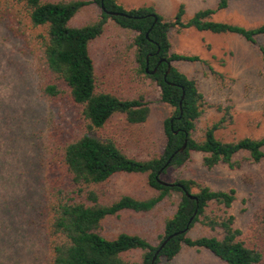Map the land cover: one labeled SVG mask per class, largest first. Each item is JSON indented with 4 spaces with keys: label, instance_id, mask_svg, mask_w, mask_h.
I'll return each instance as SVG.
<instances>
[{
    "label": "trees",
    "instance_id": "trees-1",
    "mask_svg": "<svg viewBox=\"0 0 264 264\" xmlns=\"http://www.w3.org/2000/svg\"><path fill=\"white\" fill-rule=\"evenodd\" d=\"M231 1L219 0L216 8L199 10L187 19L184 4L167 18L153 6L127 9L118 0H0V16L15 22L17 29L12 25L13 31L23 37L26 50L45 77L44 97L53 102L67 98L80 116L81 124L67 131L68 135L56 129L49 148L43 228L50 264H158L162 258L174 260L184 248L206 250L224 264H264V179L260 182L248 176L250 183H246H261L262 193L246 230L236 226V217L230 213L237 201L235 189L213 190L191 179L164 185L161 179L171 167L185 165L196 153L203 155V166L208 170L220 165L240 170L245 164L264 161V135L221 140L217 134L225 128V120L209 126L203 139L194 137L205 99L196 81L175 63L204 61L196 55L172 52L171 33L190 29L235 35L257 45L258 39L264 37V24L246 28L214 20ZM92 4L101 8L100 18L73 27V18ZM110 19L135 35L131 48L140 72L157 83L161 101L174 109L164 122L167 143L163 153L147 161L131 158L114 142L95 135L117 114L124 115L132 125L144 123L150 116L143 98L123 99L97 91L90 44L103 35ZM259 49L264 53L263 46ZM185 143V150L178 152ZM118 174L146 175L156 194L148 199L124 195L112 200L104 186ZM174 194H180V199L173 216L165 221L158 246L139 235L122 233L115 239L102 235L108 218L123 211L150 213ZM197 224L215 234L192 237L190 232ZM133 251L142 252L140 262L125 258Z\"/></svg>",
    "mask_w": 264,
    "mask_h": 264
},
{
    "label": "rangeland",
    "instance_id": "rangeland-1",
    "mask_svg": "<svg viewBox=\"0 0 264 264\" xmlns=\"http://www.w3.org/2000/svg\"><path fill=\"white\" fill-rule=\"evenodd\" d=\"M118 1L127 9L153 6L167 18L173 17L184 4L187 19L199 10L216 8L219 3V0ZM100 16L101 8L92 4L83 8L70 24L82 27ZM11 19L0 16V264H50L43 224L52 134L58 128L63 135L81 122L77 107L67 98L53 102L44 97L45 77L38 62L26 50L23 37L13 31V27H17ZM214 20L246 28L263 25L264 0H232ZM134 36L110 19L103 35L90 44L97 91L123 99L143 98L150 108V116L146 122L132 125L124 115L117 114L95 135L114 142L129 157L147 161L163 153L167 143L164 122L174 109L161 101L157 83L140 72L131 48ZM170 38L172 52L196 55L204 61L175 63L182 73L196 81L205 99L194 137L203 139L206 129L221 120H225L226 125L217 134L221 140L263 136L264 53L259 46L264 47V37L253 45L235 35L190 29L182 33L173 31ZM248 176L261 182L264 161L245 164L240 170L225 165L208 170L203 166V155L196 153L185 165L171 167L161 179L170 184L179 179H191L213 190L235 189L237 201L230 213L236 217V226L246 230L262 193L261 183L252 186ZM104 188L112 200L124 195L148 199L156 194L149 187L147 176L140 174H118ZM179 199L180 194H174L171 200L150 213L123 211L110 217L103 223L102 235L108 239H115L122 233L139 235L158 246L165 221L175 213ZM212 234L215 233L200 224L190 232L196 238ZM141 255V251H133L125 258L140 262ZM158 264L224 263L206 250L184 248L174 260L162 258Z\"/></svg>",
    "mask_w": 264,
    "mask_h": 264
},
{
    "label": "water",
    "instance_id": "water-1",
    "mask_svg": "<svg viewBox=\"0 0 264 264\" xmlns=\"http://www.w3.org/2000/svg\"><path fill=\"white\" fill-rule=\"evenodd\" d=\"M112 15H117L116 13H111ZM186 146H187V143H185V145L178 151V152H183L184 150H185V148H186ZM162 184H164V185H169V183H166V182H164V181H162ZM187 195L190 197V198H192V199H195L196 197L195 196H193V195H191V194H189V193H187ZM166 243V242H165ZM165 243L161 246V248H163L164 247V245H165ZM158 254V253H157ZM156 258V257H155Z\"/></svg>",
    "mask_w": 264,
    "mask_h": 264
},
{
    "label": "flooded vegetation",
    "instance_id": "flooded-vegetation-1",
    "mask_svg": "<svg viewBox=\"0 0 264 264\" xmlns=\"http://www.w3.org/2000/svg\"><path fill=\"white\" fill-rule=\"evenodd\" d=\"M147 72H148V69H147ZM155 72H157V69H155V71L153 72V73H155ZM168 74H166V76H167Z\"/></svg>",
    "mask_w": 264,
    "mask_h": 264
}]
</instances>
